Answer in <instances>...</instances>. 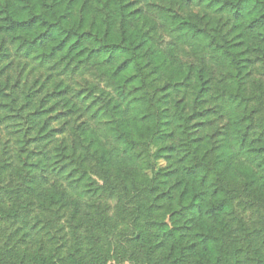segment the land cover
<instances>
[{"label":"trees","instance_id":"trees-1","mask_svg":"<svg viewBox=\"0 0 264 264\" xmlns=\"http://www.w3.org/2000/svg\"><path fill=\"white\" fill-rule=\"evenodd\" d=\"M256 63L264 0H0V264H264Z\"/></svg>","mask_w":264,"mask_h":264},{"label":"rangeland","instance_id":"rangeland-1","mask_svg":"<svg viewBox=\"0 0 264 264\" xmlns=\"http://www.w3.org/2000/svg\"><path fill=\"white\" fill-rule=\"evenodd\" d=\"M159 35L161 37H164L161 30L158 31ZM6 63V62H5ZM7 64V63H6ZM19 71V77H14L13 75ZM20 71L22 73L20 77ZM50 73V70L46 68H39L37 64L33 62H25L22 58H18L13 55V58L11 59L10 64L7 66L6 73H9V75L13 79H19L21 82H24L25 79L28 81L29 85L36 82L34 85L36 86L35 89H39V93L36 94L37 98H44L45 94L51 95L54 83L61 82L63 85H67L70 90H79L82 88H85L88 84L96 83V80H94L90 75H68V74H52L50 77H47V73ZM16 75V74H15ZM254 79H259L264 81V66L261 63H256L250 71V82ZM42 84L43 86H39ZM101 86V84H100ZM34 87V86H33ZM67 97L69 98L71 94L66 92ZM44 107L46 109L52 108L51 112L48 114L50 117H56L55 120L51 121L52 127H63L66 125L67 122L70 123V125H77L81 121H85V124L87 127H93L92 123L86 119V117H82L80 119H76L75 116L68 117L67 109L62 106V103L59 102V99L56 97L48 96L47 98H44ZM56 103V104H55ZM80 106L82 104L80 103ZM68 132L64 134V138L68 139ZM8 135L6 131L0 127V153L8 150L6 154L11 155L12 151L15 149L14 146H8L5 147L6 141L8 139ZM130 264V263H125Z\"/></svg>","mask_w":264,"mask_h":264}]
</instances>
